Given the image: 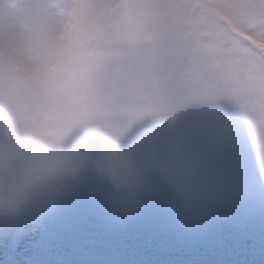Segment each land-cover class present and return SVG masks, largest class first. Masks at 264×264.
<instances>
[{"label": "snow or ice", "instance_id": "6c2138e0", "mask_svg": "<svg viewBox=\"0 0 264 264\" xmlns=\"http://www.w3.org/2000/svg\"><path fill=\"white\" fill-rule=\"evenodd\" d=\"M192 101L232 105L227 153L264 169V0H0V116L56 131Z\"/></svg>", "mask_w": 264, "mask_h": 264}, {"label": "clouds", "instance_id": "9594fccd", "mask_svg": "<svg viewBox=\"0 0 264 264\" xmlns=\"http://www.w3.org/2000/svg\"><path fill=\"white\" fill-rule=\"evenodd\" d=\"M183 114L151 109L56 131L0 116V219L39 223L86 183L121 220L158 199L189 229L232 202L264 199V169L259 178L246 173L225 134L208 136Z\"/></svg>", "mask_w": 264, "mask_h": 264}, {"label": "rangeland", "instance_id": "374dc122", "mask_svg": "<svg viewBox=\"0 0 264 264\" xmlns=\"http://www.w3.org/2000/svg\"><path fill=\"white\" fill-rule=\"evenodd\" d=\"M20 2L3 0V11L17 12ZM38 2L54 8L67 0ZM183 108L184 122L208 136H227L238 123L237 111L226 101H192ZM239 159L246 173L259 178L250 156L243 153ZM6 223L0 219L2 264L11 252L16 264H264V199L232 202L189 229L158 199L121 220L86 183L39 223L22 217L19 233L8 236L10 245Z\"/></svg>", "mask_w": 264, "mask_h": 264}, {"label": "bare ground", "instance_id": "6f19581e", "mask_svg": "<svg viewBox=\"0 0 264 264\" xmlns=\"http://www.w3.org/2000/svg\"><path fill=\"white\" fill-rule=\"evenodd\" d=\"M21 221H22V217L13 218V219H7L6 228H5V230H6L5 233H6V235L8 234L7 237L9 236L10 238H12V236H14V233L17 230H19L18 228L20 226ZM7 237H6V239H7ZM9 237H8V243L7 244L10 245L13 242L9 239ZM3 254L4 253L0 254V262L1 263H2V260H3L1 256H3ZM6 258H10V261L9 262L5 261L4 264H16V257L14 256L13 252H11L8 255H6Z\"/></svg>", "mask_w": 264, "mask_h": 264}]
</instances>
